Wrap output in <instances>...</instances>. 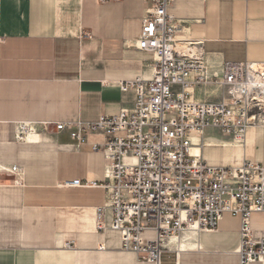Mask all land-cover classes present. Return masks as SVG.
I'll return each instance as SVG.
<instances>
[{"label": "crops", "instance_id": "obj_1", "mask_svg": "<svg viewBox=\"0 0 264 264\" xmlns=\"http://www.w3.org/2000/svg\"><path fill=\"white\" fill-rule=\"evenodd\" d=\"M146 5L0 0V264H147L120 248L118 232L97 229L109 161L92 142L104 136L89 133L77 144L55 126L132 106L136 91L122 82L154 74L153 53L136 46ZM168 13L179 24L178 43L218 69L224 61L264 63V0H173ZM187 89L195 98L215 97L203 94L211 93L208 85ZM194 141L204 143L202 156L212 164H264L261 122L242 142L216 129ZM73 178L84 184H62ZM103 217L108 225L110 209ZM249 224L253 236H264V211L252 212ZM239 229L240 218L226 212L216 229L183 235L182 246L169 241L177 262L167 253L173 264H239Z\"/></svg>", "mask_w": 264, "mask_h": 264}, {"label": "built area", "instance_id": "obj_2", "mask_svg": "<svg viewBox=\"0 0 264 264\" xmlns=\"http://www.w3.org/2000/svg\"><path fill=\"white\" fill-rule=\"evenodd\" d=\"M145 1L136 46L153 53L154 74L122 82L123 89L136 91L132 106L94 120L55 122L77 144L87 142L89 133L104 136L92 142L93 150L109 161L100 183L105 201L98 209L97 229L118 232L120 248L140 261L164 264L161 258L168 251L178 260V251L168 245L172 238L214 230L228 212L240 218L239 264H264V236H253L249 224L252 212L264 211V164H212L202 156L204 143L194 141L209 129L244 138L249 126L264 122V85L257 81L264 79V68L224 61L218 69L198 50L178 45L179 24L168 13L173 0ZM194 84L200 89L208 85L211 93L204 89L203 94L215 97L191 96L187 88ZM62 184L84 183L73 178ZM105 208L111 212L108 225ZM147 230L153 234L145 235Z\"/></svg>", "mask_w": 264, "mask_h": 264}, {"label": "bare ground", "instance_id": "obj_3", "mask_svg": "<svg viewBox=\"0 0 264 264\" xmlns=\"http://www.w3.org/2000/svg\"><path fill=\"white\" fill-rule=\"evenodd\" d=\"M178 45L179 46H181L182 45V47H183V45H185V44H183V43H178ZM197 54H199V52H197ZM251 65H252V67L253 68H258V67H262V69L264 68V66H263V64L262 63H255V62H251ZM258 78V82H260L261 84H263L264 85V79H261L260 77H257ZM263 120H264V117H263ZM245 134H246V131H245ZM245 134H244V137H245ZM234 141H236V142H242L243 140H244V138L243 137H239L238 139H233ZM199 233V232H198ZM197 233V234H198ZM188 235V237L187 238H189V237H191V236H193V232H191V231H188V232H186L185 234H182V235H180V236H178V237H174V238H172L170 241H173V242H177L178 240H180V245L182 246V242H185V240L182 238L183 237V235ZM183 239V240H182ZM184 245V244H183Z\"/></svg>", "mask_w": 264, "mask_h": 264}, {"label": "rangeland", "instance_id": "obj_4", "mask_svg": "<svg viewBox=\"0 0 264 264\" xmlns=\"http://www.w3.org/2000/svg\"><path fill=\"white\" fill-rule=\"evenodd\" d=\"M262 113H263V111H262ZM261 123H264V122H261ZM199 139L202 140L201 134L199 135ZM161 261L164 264H169V263L170 264H173L174 263V255H173V253H171V254L170 253H167V252L163 253L162 258H161Z\"/></svg>", "mask_w": 264, "mask_h": 264}]
</instances>
